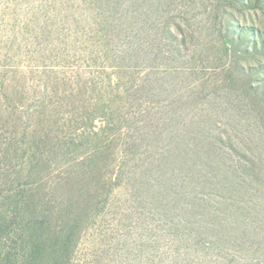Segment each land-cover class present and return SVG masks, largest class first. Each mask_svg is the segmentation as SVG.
Masks as SVG:
<instances>
[{
	"label": "trees",
	"instance_id": "obj_1",
	"mask_svg": "<svg viewBox=\"0 0 264 264\" xmlns=\"http://www.w3.org/2000/svg\"><path fill=\"white\" fill-rule=\"evenodd\" d=\"M95 1L115 80L96 103L72 101L69 132L0 142V264H75L123 186L163 221L184 222L186 240L245 242L264 224V132L245 125L258 87L228 62L234 38L202 37L195 0ZM122 39L126 53L113 48Z\"/></svg>",
	"mask_w": 264,
	"mask_h": 264
},
{
	"label": "rangeland",
	"instance_id": "obj_2",
	"mask_svg": "<svg viewBox=\"0 0 264 264\" xmlns=\"http://www.w3.org/2000/svg\"><path fill=\"white\" fill-rule=\"evenodd\" d=\"M195 1L190 17L202 37L234 38L228 62L258 87L245 125L264 132V0ZM101 17L95 0H0V142L36 128L69 132L72 101L78 108L101 99L116 72ZM130 45L122 39L113 48L126 53ZM133 70L140 77L141 68ZM149 207L118 188L84 231L75 264H264V224L246 243H197L186 240L184 222L163 221Z\"/></svg>",
	"mask_w": 264,
	"mask_h": 264
}]
</instances>
